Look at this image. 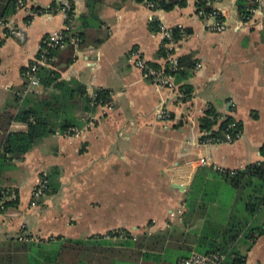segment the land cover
Wrapping results in <instances>:
<instances>
[{
	"label": "crops",
	"instance_id": "crops-1",
	"mask_svg": "<svg viewBox=\"0 0 264 264\" xmlns=\"http://www.w3.org/2000/svg\"><path fill=\"white\" fill-rule=\"evenodd\" d=\"M53 1L23 0L8 18L24 42L0 30V110L25 83L22 69L43 39L83 30L85 0H65L74 8L69 25L59 12L61 0L51 9ZM258 2L248 23L238 19L236 0L214 4L228 25L217 33L195 15V0L170 12L135 0L101 1L87 33L106 40L78 50L60 80L80 83L88 96L108 91L111 103L76 112L85 122L77 137L56 133L20 160H0V191L18 199L17 208L0 214V264H65L57 260L66 240L84 245L67 264H180L222 247L223 231L239 225L243 229L228 248L245 256L244 264H264V233L251 239L264 230V207L249 213L252 190L238 194L218 175L264 161V0ZM153 19L190 31L173 55L192 56L199 66L186 81L175 78L173 90L157 89L135 66L141 60L164 68L157 57L162 37L148 29ZM182 85L192 89L187 100ZM28 90L48 100L59 95L41 86ZM208 106L242 124L236 140L202 144L199 120ZM162 110L169 120L156 118ZM9 130L26 128L13 123ZM6 137L0 133V154ZM199 158L208 165H198ZM55 169L57 191L31 207L38 177ZM118 230L128 231L135 245L102 239ZM23 235L29 239L22 249ZM139 238L144 241L137 243Z\"/></svg>",
	"mask_w": 264,
	"mask_h": 264
},
{
	"label": "trees",
	"instance_id": "trees-1",
	"mask_svg": "<svg viewBox=\"0 0 264 264\" xmlns=\"http://www.w3.org/2000/svg\"><path fill=\"white\" fill-rule=\"evenodd\" d=\"M54 0L51 4V9L55 8ZM102 0H85V7L87 14L80 17L82 21L83 30L77 35L67 34L68 40H77V45L67 43L64 49L48 48L44 42L49 39L46 37L40 43L41 52H46L45 57L50 59L48 66H40L34 73L35 77L39 80V86L44 89L53 88L59 92V95L52 100L39 97L33 91L29 93V77L30 72L28 67L22 69L21 74L25 79L23 86L16 91L13 100L6 104L0 110V133L6 134V139L1 147L2 153L0 160L14 161L20 160L22 157L32 150L44 138L54 135H72L71 130H80L84 126V121L76 117V112L91 113L99 107H104L111 103L110 93L105 90H97L93 95L88 96L86 88L76 81L65 82L60 80V73L68 68L75 60L76 52L82 50L84 47L91 45L93 48L100 46L107 38L105 35L89 34L88 21L97 20V8ZM138 3H143L149 7L151 11L170 12L175 8H184L186 0H135ZM222 0H195V15L203 22L214 18L216 22H223L224 18L217 10L214 4ZM70 10L68 17L65 20V25H69L73 19V5L68 2ZM60 6V5H59ZM259 6L258 0H236L235 7L238 19L242 23H248L254 12ZM17 1L16 0H0V30L8 37L9 31L2 28L3 24L8 23V18L16 13ZM148 29L151 33L161 34L162 24L153 19ZM170 39H162L160 47L157 52V57L165 61L164 73L174 76L177 82L186 81L192 75V72L199 66L192 56L177 57L175 59L177 70L171 72V65L167 59L173 54V49L169 50L167 45L169 43L178 44L185 36L190 34L189 30H184L178 27L170 28ZM40 53V52H39ZM39 54H37L38 57ZM32 62H30L31 64ZM29 64V65H30ZM145 66L154 70L162 69L161 66L155 64L145 63ZM182 98L188 99L191 96L192 89L189 85H182L180 88ZM255 118V116H253ZM13 123L23 124L26 128L23 132H12L10 127ZM199 129L203 134L200 139L202 142L209 140L212 144H220L225 142H232L242 132V124L236 122L232 117H223L221 114L212 107L208 106L199 120ZM228 137V138H227ZM260 155L264 160V143L260 149ZM0 172V177H1ZM224 181H226L238 194H241L244 189H251L253 195L247 204L249 213L256 212L261 207H264V161L256 164L249 165L242 170L225 171L218 173ZM58 173L57 170H52L47 174V190L45 194H54L57 191L56 181ZM9 192L7 190L0 191L1 193ZM10 193V192H9ZM6 212L9 209L17 208L18 199L12 202L5 203ZM6 212L2 213L5 214ZM237 227V228H236ZM230 226L223 232L222 247L218 248L209 254L219 253L223 257L221 264H244L245 256L240 255L234 250L229 249L228 246L239 236L243 227ZM236 228V229H235ZM235 229V230H234ZM264 233L260 230L255 237ZM108 236L112 239L122 240L130 245H135L130 233L125 230L111 231ZM19 240L21 248L28 246V237ZM25 239V240H24ZM137 243L144 241L142 238L135 240ZM228 245V246H227ZM84 245L80 241L66 240L63 242L60 253L58 255V262L67 264L70 258L75 260V257L80 254ZM17 250V249H16ZM188 259V258H186ZM183 259V260H186ZM182 260V261H183Z\"/></svg>",
	"mask_w": 264,
	"mask_h": 264
},
{
	"label": "built area",
	"instance_id": "built-area-1",
	"mask_svg": "<svg viewBox=\"0 0 264 264\" xmlns=\"http://www.w3.org/2000/svg\"><path fill=\"white\" fill-rule=\"evenodd\" d=\"M17 1V9H21L23 7V0H16ZM70 10V6L68 1L61 0L60 1V6H59V12L63 15L64 19H67L68 17V12ZM219 13V12H218ZM205 28L211 32H217L221 33L226 31L228 28V25L225 21L223 22H216L214 18H210L206 21H204ZM2 28H6L9 31L8 37L16 39L18 42L22 43L25 40V35L22 31L18 30L17 28L13 27L10 25V23H6L2 25ZM170 28H166L165 26L162 25V33L160 34L162 39H170L171 34L169 33ZM65 30L60 31L59 33L53 34L48 36L49 39L47 41L45 40L42 41L44 44L51 49L54 48H59V49H64L67 45V43L74 44L75 46L78 44L77 40L75 39H69L68 40V35L64 34ZM177 46L175 43H169L167 45V48L169 50L174 49ZM40 52V53H39ZM46 52H41V47L39 46L38 50V57H36L32 60V63L28 65L29 69V87L28 88H34L39 86V80L37 77H35L34 73L37 71L38 67L40 66H48L50 59H47L45 57ZM174 54V53H173ZM171 54V56L167 59V62L170 63L171 65V72H175L177 69L175 59L176 57ZM135 66L142 71V77L146 80H149L154 87L157 89H169L173 90L174 89V76H170L164 73V68L160 70H154L151 68H148L145 66V64L141 60H137L135 63ZM156 118L160 121H166L169 120L170 116L168 112L162 110L159 113H157ZM72 135L77 137L79 134V130L73 129L71 130ZM69 135V136H72ZM228 138V137H227ZM202 144L204 146L211 145L212 142L209 140L203 141ZM195 162H197L198 165L200 166H205L208 165L206 159L199 158ZM47 174L46 173H41L39 176L35 186L32 189L31 192V202L30 206L35 207L37 206L38 201L45 195L46 190H47ZM16 197L13 193L5 192L1 193L0 195V214L6 212L5 208V203L15 201ZM23 238L26 239L25 235L19 237V240H22ZM24 239V240H25ZM102 239L108 240V241H113V240H118L121 239H112L107 235L103 236ZM223 261V257L219 253H213L211 255H200V254H194L190 256L188 259L181 261L180 264H221Z\"/></svg>",
	"mask_w": 264,
	"mask_h": 264
},
{
	"label": "rangeland",
	"instance_id": "rangeland-1",
	"mask_svg": "<svg viewBox=\"0 0 264 264\" xmlns=\"http://www.w3.org/2000/svg\"><path fill=\"white\" fill-rule=\"evenodd\" d=\"M39 178V177H38Z\"/></svg>",
	"mask_w": 264,
	"mask_h": 264
}]
</instances>
